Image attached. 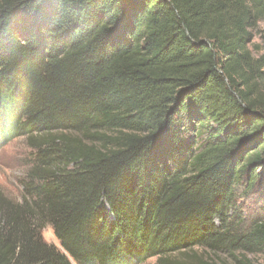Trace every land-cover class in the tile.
I'll return each instance as SVG.
<instances>
[{"label":"trees","instance_id":"obj_1","mask_svg":"<svg viewBox=\"0 0 264 264\" xmlns=\"http://www.w3.org/2000/svg\"><path fill=\"white\" fill-rule=\"evenodd\" d=\"M262 19L264 0H0V148L31 152L0 264L264 253Z\"/></svg>","mask_w":264,"mask_h":264},{"label":"rangeland","instance_id":"obj_2","mask_svg":"<svg viewBox=\"0 0 264 264\" xmlns=\"http://www.w3.org/2000/svg\"><path fill=\"white\" fill-rule=\"evenodd\" d=\"M253 34V41L250 45L254 56H260L264 53V19L258 21L251 29ZM31 160V152L26 145L24 138L10 139L3 147L0 148V193L15 201H20L22 194V182L25 178L26 170ZM237 200L235 214L237 219L230 217V224L236 225L247 220L249 214L255 213L258 206L253 197L240 198ZM234 212V211H233ZM219 225L218 222H216ZM42 237L45 242L52 244L58 249L60 245L55 238L51 228L46 227L42 231ZM239 258V254H236ZM248 264H264V253H250L245 254ZM210 258H217L221 261H232L230 256L225 253H219L217 256H210ZM156 259L151 258L142 264H155ZM234 263V262H233ZM235 264V263H234Z\"/></svg>","mask_w":264,"mask_h":264}]
</instances>
